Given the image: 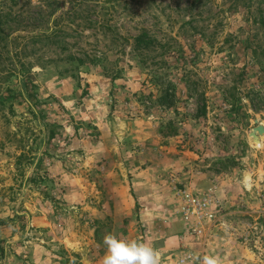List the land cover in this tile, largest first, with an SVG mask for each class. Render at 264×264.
<instances>
[{"label":"rangeland","instance_id":"374dc122","mask_svg":"<svg viewBox=\"0 0 264 264\" xmlns=\"http://www.w3.org/2000/svg\"><path fill=\"white\" fill-rule=\"evenodd\" d=\"M228 2L0 0V264L108 233L174 264L184 192L223 216L207 255L264 264V0Z\"/></svg>","mask_w":264,"mask_h":264},{"label":"built area","instance_id":"2783aa9c","mask_svg":"<svg viewBox=\"0 0 264 264\" xmlns=\"http://www.w3.org/2000/svg\"><path fill=\"white\" fill-rule=\"evenodd\" d=\"M177 215L185 225L179 248L171 254L174 264H199L200 257L207 255L209 236L217 227L225 226L214 195L184 192Z\"/></svg>","mask_w":264,"mask_h":264},{"label":"clouds","instance_id":"9594fccd","mask_svg":"<svg viewBox=\"0 0 264 264\" xmlns=\"http://www.w3.org/2000/svg\"><path fill=\"white\" fill-rule=\"evenodd\" d=\"M103 245L106 252L102 264H161L159 250L144 240H127L108 233L103 237ZM198 259L199 264H222L218 256L204 255Z\"/></svg>","mask_w":264,"mask_h":264},{"label":"trees","instance_id":"16d2710c","mask_svg":"<svg viewBox=\"0 0 264 264\" xmlns=\"http://www.w3.org/2000/svg\"><path fill=\"white\" fill-rule=\"evenodd\" d=\"M229 2V9H230V11L231 10H233V8H236L237 7V2L238 1H240L239 3H243V4H248V2H249V0H228ZM263 19H264V17H263ZM262 26H264V20H262ZM137 44L138 45H144L146 48L147 47H151L152 46V44H153V40H150V39H148V40H146L145 38H143V37H139L138 39H137ZM23 157V156H22Z\"/></svg>","mask_w":264,"mask_h":264},{"label":"water","instance_id":"95a60500","mask_svg":"<svg viewBox=\"0 0 264 264\" xmlns=\"http://www.w3.org/2000/svg\"><path fill=\"white\" fill-rule=\"evenodd\" d=\"M259 135L263 136L264 135V126L263 125H259L256 128H254L253 132L251 133V137L253 142L260 144V139H259Z\"/></svg>","mask_w":264,"mask_h":264},{"label":"crops","instance_id":"0c3cea01","mask_svg":"<svg viewBox=\"0 0 264 264\" xmlns=\"http://www.w3.org/2000/svg\"><path fill=\"white\" fill-rule=\"evenodd\" d=\"M38 219H39V220H45V221H48V218H47V217H43V216L38 217ZM179 223H180L181 226L184 227V224H183L182 222H179ZM165 251H167V250H165ZM165 251H164V252H165ZM42 263L47 264L48 262H42ZM92 263H93V264H100V261H98V262H92Z\"/></svg>","mask_w":264,"mask_h":264},{"label":"bare ground","instance_id":"6f19581e","mask_svg":"<svg viewBox=\"0 0 264 264\" xmlns=\"http://www.w3.org/2000/svg\"><path fill=\"white\" fill-rule=\"evenodd\" d=\"M261 145V144H260Z\"/></svg>","mask_w":264,"mask_h":264}]
</instances>
